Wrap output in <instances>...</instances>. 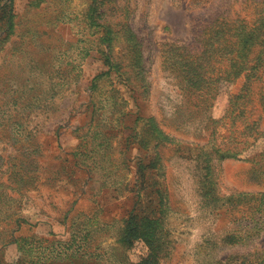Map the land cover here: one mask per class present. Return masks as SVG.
Instances as JSON below:
<instances>
[{"label": "rangeland", "instance_id": "374dc122", "mask_svg": "<svg viewBox=\"0 0 264 264\" xmlns=\"http://www.w3.org/2000/svg\"><path fill=\"white\" fill-rule=\"evenodd\" d=\"M0 264H264V0H0Z\"/></svg>", "mask_w": 264, "mask_h": 264}]
</instances>
